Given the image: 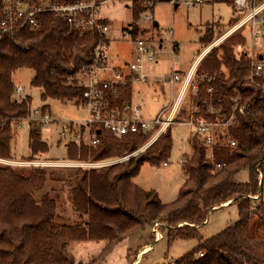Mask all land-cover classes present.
Listing matches in <instances>:
<instances>
[{
	"label": "trees",
	"instance_id": "obj_1",
	"mask_svg": "<svg viewBox=\"0 0 264 264\" xmlns=\"http://www.w3.org/2000/svg\"><path fill=\"white\" fill-rule=\"evenodd\" d=\"M171 1L132 0L133 20L137 22L150 6L153 9L158 2ZM215 1L228 3L237 12L230 0ZM239 20L234 19L229 28ZM224 28L214 24L207 29L200 38L205 49L227 31ZM100 41L98 32L74 29L52 13L41 16L37 30L26 29L18 37L6 35L0 39L1 159H14V125L26 120L32 107L29 94L24 101L14 97V72L34 71L31 86L41 90L44 110L49 109V100L81 103L85 91L82 73L93 65ZM246 44L247 37L241 29L208 52L196 67L198 100L194 105L200 110L199 115L209 118L211 106L229 115L235 95L241 97L244 114L236 126L228 129L237 145L230 148L216 144L214 161L207 157L202 136L192 135L191 155L183 164L185 180L173 202L163 203L156 191H145L133 181L145 163H167L173 149V126L146 150L122 163L106 168H73L69 181L63 171L0 166V264H76L69 251L71 242L106 241L101 257L91 262L99 264L131 235L155 224L161 225L169 243L178 239L199 240V246L176 264H264V201L260 195L264 167V76L249 79L250 53L237 52L238 47ZM260 57L264 53L256 55L257 59ZM132 82L128 78L119 87L116 102L130 101ZM186 116L187 108L177 114V118ZM29 125L31 155L27 161H33L39 154L48 153L50 145L42 138V123ZM154 133L116 138L102 132L97 135L99 143L95 146L72 141L67 146L66 161L95 163L125 157L138 151ZM245 170L249 181L241 182L238 177ZM50 180L67 183L72 207L80 218L78 223H57V194L36 197ZM256 196L259 198L255 199ZM227 204L238 205L239 221L218 235L201 240L199 227L211 212Z\"/></svg>",
	"mask_w": 264,
	"mask_h": 264
},
{
	"label": "rangeland",
	"instance_id": "obj_2",
	"mask_svg": "<svg viewBox=\"0 0 264 264\" xmlns=\"http://www.w3.org/2000/svg\"><path fill=\"white\" fill-rule=\"evenodd\" d=\"M191 1L194 0L158 2L153 9L147 11L145 15L142 14L139 19L140 24L145 26V32H147L145 37H148L150 44L155 46L162 41L161 51L156 61L145 65L144 74L149 77L142 79L141 82L133 81V94L136 99L134 102H140L142 114L146 120H153L171 102V90L167 84V78L174 73H179V71H188L189 67L196 62L199 54L206 47L200 43V38L207 29L213 27L214 24H220L225 27L223 30L225 31L228 30L234 19L242 18L239 13L236 14L234 8L228 3L202 0V3L189 6L188 3ZM100 15L110 20L112 32L107 52L108 73L103 74V72L99 71L96 76L98 78H109L108 75H111L115 67L122 68L119 69L120 72L130 75L132 73L130 65L136 60V41L123 39L122 32L129 29L130 24L134 21L132 8L125 3H110L100 7ZM145 16H148L149 19H146ZM244 34L247 37V44L244 47H238V53L248 52L250 56L264 53V40L259 44L253 45L250 31L247 27L244 30ZM174 44H178V51H175ZM33 77L34 71L31 69H20L13 74L15 87L21 86L25 88L26 93L32 98V110H35L41 108L43 102L40 98L41 90L31 86ZM179 88L180 85H177L175 95L178 93ZM155 96H158V101L153 99ZM195 101L192 92L189 91L182 102L181 109L187 108L188 113L194 108ZM47 103L50 105L49 110L52 111L57 120L69 117L77 121L88 117V112L83 108L75 107L78 103L73 101L49 100ZM187 117L177 118L176 121L183 122ZM19 124H24V126ZM19 124L14 125L16 136L12 142L13 161L26 162L31 155L29 148L30 123L20 121ZM59 129L60 122L43 126L42 138L50 145V151L46 154H39L34 161H66L68 140L61 139ZM85 135L87 137L88 134L85 133ZM192 135L193 132L187 125H173V149L167 164L162 163L159 166H152L145 163L139 175L133 179L134 183L145 191H156L163 203L175 201L185 180L182 162L191 155L190 140ZM149 139L143 146L148 143ZM87 140L88 138H86ZM0 166L9 165L0 163ZM10 167L15 170L33 168L19 165H10ZM48 170L63 171L66 181H69L70 172H74L73 168L51 167ZM262 171L260 176V195L262 196V201H264V167ZM238 180L241 182L249 181L248 170L243 171L239 175ZM45 193L59 196L58 224L67 223L72 225L80 221L78 214L72 207L67 183L52 182L50 180L46 189L38 193L36 197L40 198ZM239 219L240 210L237 204L225 205L214 210L210 213L208 220L198 229L201 236L200 239L208 240L218 235L235 225ZM161 228L160 224H155L150 228L131 235L99 264H130L141 253L140 251L145 250L150 244L153 245L152 248L143 254L144 257L141 258L139 264H176L183 256L199 246L200 242L198 239H178L173 243H169L167 237L156 239L155 229L158 233H162ZM145 244L149 245L141 248ZM105 245L106 241H73L69 244V251L74 256L76 264H91L93 260L97 261L101 257Z\"/></svg>",
	"mask_w": 264,
	"mask_h": 264
},
{
	"label": "built area",
	"instance_id": "obj_3",
	"mask_svg": "<svg viewBox=\"0 0 264 264\" xmlns=\"http://www.w3.org/2000/svg\"><path fill=\"white\" fill-rule=\"evenodd\" d=\"M237 13L242 18L238 23L229 28L224 35L219 37L212 45L205 49L206 55L213 48L218 46L225 39L247 27L250 31L253 45L261 43L264 36V1L260 0H230ZM125 3L129 6L132 0H80V1H51V0H1L0 1V39L6 35L18 37L24 30H37L40 26V18L43 14L52 13L59 18H63L74 29L80 31H96L101 36V41L95 49V59L93 65L85 69L82 76L85 78V91L83 101L75 105L77 108H83L88 112V117L83 120H72L66 117L63 120H57L49 109L42 107L32 110L30 116L25 122H40L44 125H52L60 122V136L63 140L69 142H85L90 145H97L99 139L97 135L107 132L116 138H122L126 135L142 136L155 131L148 143L135 153L107 161L95 163L75 162V161H13L0 158V163L15 166L30 167H60V168H106L118 163H122L129 158L139 154L150 147L159 137L175 124L187 125L193 132L202 136L207 147L209 160L214 161V148L216 144L221 143L230 148H234L237 143L230 136L228 129L238 124L239 118L244 114V107L241 103V97L235 95L231 98V112L224 115L222 109L211 106L208 109L209 118L199 115L200 110L194 106L188 112V117L183 122H177V114L181 110L182 102L189 91L192 92L195 100H198V84L195 80L196 67H192L189 72L182 76L174 73L167 78V84L171 90V102L167 107L153 119L146 120L142 114L140 102L134 100L126 101L122 104L116 102L120 97L119 87L126 84L128 78L132 81L141 82L142 79L149 77L144 74L146 63L155 62L161 51L158 45H152L148 38L139 37L134 39L131 29L123 30V39H133L136 41V60L131 63L132 73L124 74L115 72L113 78L99 79L96 74L99 71L107 69L108 41L112 32L111 26L100 15V7L110 3ZM202 3V0H194L188 3L189 6H195ZM147 6V4H146ZM152 7V6H150ZM147 9L150 11L151 8ZM144 13V15L147 13ZM149 19L148 16H145ZM104 22V23H101ZM175 51H178V44H174ZM104 63V64H103ZM103 64V65H102ZM264 76V57L257 59L251 56V74L253 81L256 77ZM163 78V76H161ZM180 85L178 93L175 95L176 86ZM211 91V90H210ZM14 97L20 101L27 99L28 94L24 87L16 86ZM115 101V102H114ZM18 121L17 124H19ZM24 126V124H19ZM99 132V134H98ZM87 133V137L85 135ZM86 138L88 140L86 141ZM187 159L183 160V164ZM165 165L167 163H164ZM217 165V168H220ZM261 176V174H260ZM256 196L255 199H258ZM156 239H162L164 235L158 233ZM202 257L203 253H199Z\"/></svg>",
	"mask_w": 264,
	"mask_h": 264
},
{
	"label": "crops",
	"instance_id": "obj_4",
	"mask_svg": "<svg viewBox=\"0 0 264 264\" xmlns=\"http://www.w3.org/2000/svg\"><path fill=\"white\" fill-rule=\"evenodd\" d=\"M104 19H106V20H107V23L110 24V26H111V22H110V20L107 19V18H104ZM135 23H136V24H135ZM129 29H131V31L133 32V37H134V39L139 38V37H145V33H147V32H145V26H142V25L140 24V20H139L138 22L133 21V23L130 24V28H129ZM136 30H138V32L135 33ZM158 36H159V35H158ZM109 38H110V37H109ZM145 38H148V37H145ZM110 42H111V40L109 39V41H108V45H109V46H110ZM161 43H162V41H160V43L157 44V45H159V46L161 47V46H162ZM204 52H205V51H204ZM204 52L198 57V59L196 60V62H195L194 64H192V65L189 67L188 71H187V70L184 71V72H182V71L180 72V71H179V74L182 75V76H185V75L189 72V70H190L192 67H196V66L199 64V62L202 60V58L205 56ZM106 67H107V63H106ZM119 69H122V68H120V67H115V68L112 70V73H113V74L111 73V75H108L109 78H112V77L114 76V73L117 72V71H119ZM101 72H103V74L108 73L107 69H105V70H103V71H101ZM99 79H108V78H101V77H99ZM134 81H135V80H134ZM133 87H134V82H132V89H131V97H130V100H136L135 97H134V94H133ZM153 99H154L155 101H158V100H159L158 96H155ZM171 99H172V98H171ZM169 104H170V103H169ZM167 106H168V105H167ZM167 106H165V107H167ZM165 107H164V108H165ZM147 245H149V244H145V245H144L143 247H141V248H144V247L147 246ZM152 246H153V245L150 244L148 247H146L145 250L140 251L141 253H140L139 255H137L136 258L134 259V261H133L132 263H130V264H139L141 258L144 257L143 254L146 253V252H148V251L152 248ZM127 264H129V263H127Z\"/></svg>",
	"mask_w": 264,
	"mask_h": 264
},
{
	"label": "water",
	"instance_id": "obj_5",
	"mask_svg": "<svg viewBox=\"0 0 264 264\" xmlns=\"http://www.w3.org/2000/svg\"><path fill=\"white\" fill-rule=\"evenodd\" d=\"M260 59H262V57H260ZM98 134H99V132H98ZM228 205V204H227Z\"/></svg>",
	"mask_w": 264,
	"mask_h": 264
}]
</instances>
